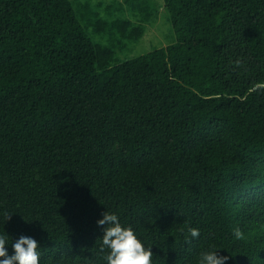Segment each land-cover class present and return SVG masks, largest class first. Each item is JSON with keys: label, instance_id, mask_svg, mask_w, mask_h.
<instances>
[{"label": "trees", "instance_id": "obj_1", "mask_svg": "<svg viewBox=\"0 0 264 264\" xmlns=\"http://www.w3.org/2000/svg\"><path fill=\"white\" fill-rule=\"evenodd\" d=\"M94 41L72 0H0V235L107 264L106 211L152 264H264V0H164L175 42L131 59L154 0ZM11 218L7 220V216ZM200 230L191 238L188 229ZM239 227L243 239L233 230ZM183 229V231H181ZM190 241V242H189Z\"/></svg>", "mask_w": 264, "mask_h": 264}, {"label": "clouds", "instance_id": "obj_2", "mask_svg": "<svg viewBox=\"0 0 264 264\" xmlns=\"http://www.w3.org/2000/svg\"><path fill=\"white\" fill-rule=\"evenodd\" d=\"M264 89V84H257L253 91ZM11 214L7 216V220ZM97 224L103 228L100 251L107 264H152V248H146L138 238L134 229L122 226L117 214L106 211ZM183 231V229L181 230ZM236 239H243L244 233L239 227L233 230ZM191 238H198L200 230L195 227L188 229ZM190 242V241H189ZM8 243L5 235H0V264H39V243L36 239L22 235L13 244L14 254L9 255L5 245ZM229 256L218 255V249L201 252L197 264H226Z\"/></svg>", "mask_w": 264, "mask_h": 264}, {"label": "rangeland", "instance_id": "obj_3", "mask_svg": "<svg viewBox=\"0 0 264 264\" xmlns=\"http://www.w3.org/2000/svg\"><path fill=\"white\" fill-rule=\"evenodd\" d=\"M75 7L83 17L84 22H88V31L94 41L102 44L109 42L107 32L97 30V20L99 18L110 22H122L126 18L133 16L132 10L124 5L120 8V0H72ZM156 3L155 13L148 23H135L134 26L141 25L143 34L138 39L126 36L127 46L123 49H116V57L119 60H127L148 53L156 48L167 46L176 40L175 32L164 7V0H154Z\"/></svg>", "mask_w": 264, "mask_h": 264}]
</instances>
